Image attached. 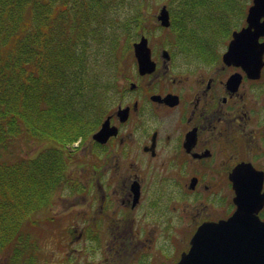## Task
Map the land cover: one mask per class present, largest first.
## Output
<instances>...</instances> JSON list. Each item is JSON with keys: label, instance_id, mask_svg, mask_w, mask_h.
Here are the masks:
<instances>
[{"label": "flooded vegetation", "instance_id": "flooded-vegetation-1", "mask_svg": "<svg viewBox=\"0 0 264 264\" xmlns=\"http://www.w3.org/2000/svg\"><path fill=\"white\" fill-rule=\"evenodd\" d=\"M249 2L246 12H222L230 30L214 49L149 44L156 67L146 73L134 54L109 86L99 124L75 143L85 161L71 170L84 179L69 182L64 198L57 191L61 207L45 230L96 243L101 264H176L203 222L235 212V167L261 171L264 193V33L250 57L224 58L248 25ZM258 214L264 220V205Z\"/></svg>", "mask_w": 264, "mask_h": 264}, {"label": "trees", "instance_id": "trees-1", "mask_svg": "<svg viewBox=\"0 0 264 264\" xmlns=\"http://www.w3.org/2000/svg\"><path fill=\"white\" fill-rule=\"evenodd\" d=\"M106 2L0 0L2 264L19 263L27 248L31 247L30 254L38 252L28 224L37 225L34 216L51 206L57 191L75 180L70 163L78 151L73 145L99 124L106 109L103 100L91 97L97 85L86 78L87 43L81 46V41L89 36L116 51L122 36L131 41L134 35L149 30V16L140 7L123 19H110L113 22L107 25L112 26V32L104 37L100 27L115 6L110 2L106 6ZM245 3L173 0L171 26L159 24V28L171 32L169 38L175 46L189 45L200 54L214 49L217 38L228 34L222 12L234 11L237 6L240 14ZM116 63L115 59L111 64ZM116 81L117 76L113 83ZM43 143L46 145L39 147Z\"/></svg>", "mask_w": 264, "mask_h": 264}, {"label": "water", "instance_id": "water-1", "mask_svg": "<svg viewBox=\"0 0 264 264\" xmlns=\"http://www.w3.org/2000/svg\"><path fill=\"white\" fill-rule=\"evenodd\" d=\"M157 18L162 26L171 25L170 9L166 3L161 5ZM262 18L264 0H253L247 13L248 25L234 31L224 54L226 61L237 59L239 62V59L250 57L247 56L249 53H256L258 37L264 33ZM133 46L140 72H152L156 62L152 58L148 37L142 35ZM163 53L169 55L167 49ZM251 57L255 58V55ZM107 123L105 121L95 133L98 141L106 139ZM231 178L237 191L235 212L226 219L203 222L192 236L189 250L182 252L176 264H264V220L258 214L264 205L263 173L239 164Z\"/></svg>", "mask_w": 264, "mask_h": 264}, {"label": "rangeland", "instance_id": "rangeland-1", "mask_svg": "<svg viewBox=\"0 0 264 264\" xmlns=\"http://www.w3.org/2000/svg\"><path fill=\"white\" fill-rule=\"evenodd\" d=\"M140 1L141 0H107L106 6H108L109 2L115 6L110 11L109 15L107 14L105 23L100 27V30L103 31L104 37L106 35H111L112 26L109 27L107 25L108 21L113 22L112 20L115 21V19H123L127 15L136 12L141 7L146 11L145 14L149 16L148 19L150 24L148 23L149 30L147 32L139 34V36L134 35L131 41H129L128 37L122 36L121 46H119L116 51H111L108 43L106 45L105 43L98 42L96 39H90L89 36L80 43L81 46L82 43H87L84 46V50L88 55V71L86 72V78L91 81L92 84L97 85L94 86V91L91 94V97L96 100L101 102L102 100H106L110 93L109 86L113 84L116 76L118 81L123 69L128 71L132 68V64L135 61L133 42L140 39L141 35L149 38V44L152 48L159 45L165 46V43L166 46L170 44L174 45V39L169 38L171 32L161 31L159 24L155 22V15L158 14L161 5L166 3L170 9V4L173 0H143L145 3L143 5H140ZM248 1H250L249 3L252 2V0ZM221 22H219V24ZM109 39L111 40V37H109ZM129 46L130 48H128ZM154 55H156V52H154ZM115 59L117 60L116 65L111 64ZM44 145L46 144L43 143L39 147ZM73 146H75V144ZM80 148L82 147L78 148L77 157L70 163L71 169L75 163L82 164L85 161V152H80ZM71 176H73L75 180L84 179V177L77 172L72 173ZM68 193V189L63 188L60 190L61 197L66 196ZM75 198H73L74 201H76ZM55 201L52 200L54 204L51 207L50 205L44 207L34 216L38 217L37 225L28 224L30 237L35 240L34 246L37 248L38 252L30 254L28 250H31V247L27 248L23 260L16 264H28L30 260L35 261V264H101L106 252L99 248V245L96 243L90 240L87 242L85 237L80 240H74L77 238L45 230V227L51 228V225L44 220L49 216H53L54 213H59L58 210L61 207V202L58 204V198H56ZM52 229H54V227H52ZM91 248L93 249L92 257L89 255ZM0 264H2V257H0Z\"/></svg>", "mask_w": 264, "mask_h": 264}]
</instances>
